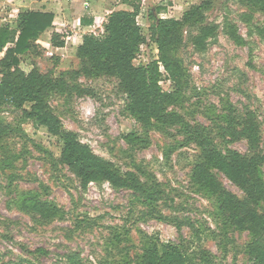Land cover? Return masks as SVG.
I'll return each instance as SVG.
<instances>
[{"label": "rangeland", "instance_id": "obj_1", "mask_svg": "<svg viewBox=\"0 0 264 264\" xmlns=\"http://www.w3.org/2000/svg\"><path fill=\"white\" fill-rule=\"evenodd\" d=\"M202 2L145 0L138 21L148 37L150 9L171 3L159 17L181 19ZM83 3L71 5L72 15L97 17V22L88 28L81 24L80 29L68 18L63 34L69 38L65 49L57 52L60 56L41 46L23 58L21 67L64 77L66 92L52 94L49 101L65 130L76 133L83 144L124 173L156 184L165 195L151 206L134 192L108 183L83 189L61 160L62 141L35 126L22 111L2 107L0 121L9 132L0 141V264H70L71 255L79 256L83 264H138L151 242L179 246L188 264H247L252 235L228 224L218 198L195 182L194 170L203 154L189 139L207 137L223 153L264 154V13L248 0H213L206 16L208 23L219 27L218 36L204 52L190 41L191 29L185 30L176 57L187 78L171 107L183 122L166 127L134 117L117 78L76 77L82 70L76 55L78 39L87 33L100 35L106 17L115 7L123 9L118 0H104L101 8L96 0L94 10L85 12ZM231 28L243 44L228 35ZM157 56L156 46L149 42L136 65ZM161 85L165 91L176 89L169 80ZM248 121L257 129L256 152L231 135ZM221 179L229 192L244 198L240 188L224 176ZM27 198L52 202L60 216L46 219L27 211L23 204Z\"/></svg>", "mask_w": 264, "mask_h": 264}, {"label": "trees", "instance_id": "obj_2", "mask_svg": "<svg viewBox=\"0 0 264 264\" xmlns=\"http://www.w3.org/2000/svg\"><path fill=\"white\" fill-rule=\"evenodd\" d=\"M118 2L132 10L110 13L100 35L88 33L83 36L76 52L82 70L75 73L76 77L117 78L120 88L127 95V110L140 122L148 124L156 121L166 127L181 125L183 118L171 111V107L180 98L178 89L184 84L187 73L176 52L184 43L186 29H191L190 41L199 52L206 51L209 42L217 38L219 27L208 23L206 16L214 6L213 0H203L200 5L192 6L181 19L159 17L171 3L159 5L156 11L150 9L148 37L138 21L145 8V0ZM248 2L264 13V0ZM54 20L55 16L51 13L22 12L18 17V37L17 31L0 27V53L7 49L0 61V109L11 106L20 110L35 126L43 127L59 138L63 143L61 160L80 179L83 189L86 190L91 184L108 183L117 190L134 192L151 206L158 205L165 192L156 184L147 185L135 173H124L97 155L90 146L83 144L76 133L65 130L49 100L52 94L66 92L68 81L62 76L43 74L35 67L29 72L20 67L25 56L40 49L37 41L53 27ZM94 23L93 17L85 15L81 18L84 27L93 26ZM228 35L243 44L244 39L234 28L229 29ZM66 39L67 35L55 33L52 37L53 47L65 48ZM149 42L156 46L157 58L136 65L142 48ZM9 44H14V47H8ZM164 80H169L176 89L165 91L161 85ZM27 104L31 105L30 110L26 109ZM8 132L9 127L0 121V141ZM231 135L245 140L251 151L258 150L257 129L252 121L245 123L240 132ZM189 141L199 145L203 154L194 170L195 182L218 198L220 210L228 224L251 233L247 264H264V154L257 152L249 157L233 150L223 153L212 140L201 135ZM221 176L240 188L244 198L229 192ZM23 204L27 211L46 219L60 216V209L52 202L27 198ZM69 263L83 264L77 255H71ZM138 264H188V258L179 246L151 242Z\"/></svg>", "mask_w": 264, "mask_h": 264}, {"label": "crops", "instance_id": "obj_3", "mask_svg": "<svg viewBox=\"0 0 264 264\" xmlns=\"http://www.w3.org/2000/svg\"><path fill=\"white\" fill-rule=\"evenodd\" d=\"M78 0H0V27L1 28H7L11 31H17L19 36V30H18V17L20 13L24 12H41V13H51L55 16L54 24L52 28H49L37 41V44L48 50L49 52H52L51 54L59 55L57 52L63 51L65 48H55L52 45V37L55 33L63 34V30L65 27L69 26V21L73 20V23H71L73 26H78L77 28L84 29L81 26V17H74L72 15L71 5ZM98 6L104 7L103 2L104 0H97ZM96 3V0H85L84 9L83 11L88 12V10H94L93 3ZM115 2V1H114ZM97 6V5H96ZM117 6H120L119 8H123L120 10H132L130 7L121 5L118 3ZM118 11V7H115ZM112 13V12H111ZM95 15V14H93ZM68 18L70 20H68ZM97 20V17L95 19V22ZM99 22V20H98ZM92 27V26H91ZM88 28V27H87ZM89 31L93 32L89 29ZM88 32V29L85 31ZM88 34V33H87ZM69 37L67 36V39ZM78 44L81 45L83 41V36H81V39H78ZM67 45V43H66ZM78 45V46H79ZM8 47H14V44H9ZM7 49L4 50V52L0 53V61L5 57ZM60 56V55H59ZM21 67V66H20ZM22 68V67H21ZM34 68V67H33ZM32 68V69H33ZM31 69V70H32ZM24 70V69H23ZM26 71V70H24ZM29 72V71H26ZM2 80V74H1V68H0V82Z\"/></svg>", "mask_w": 264, "mask_h": 264}, {"label": "built area", "instance_id": "obj_4", "mask_svg": "<svg viewBox=\"0 0 264 264\" xmlns=\"http://www.w3.org/2000/svg\"><path fill=\"white\" fill-rule=\"evenodd\" d=\"M164 72V71H163Z\"/></svg>", "mask_w": 264, "mask_h": 264}]
</instances>
